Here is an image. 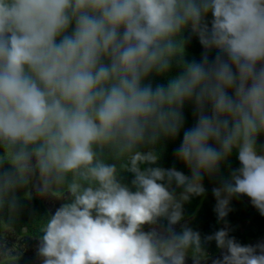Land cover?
<instances>
[{"label":"clouds","instance_id":"obj_1","mask_svg":"<svg viewBox=\"0 0 264 264\" xmlns=\"http://www.w3.org/2000/svg\"><path fill=\"white\" fill-rule=\"evenodd\" d=\"M261 136L264 0H0V212L63 197L39 264H264V240L227 220L241 197L264 217ZM178 137L188 174L159 164ZM205 177L223 223L210 234L185 222Z\"/></svg>","mask_w":264,"mask_h":264},{"label":"trees","instance_id":"obj_2","mask_svg":"<svg viewBox=\"0 0 264 264\" xmlns=\"http://www.w3.org/2000/svg\"><path fill=\"white\" fill-rule=\"evenodd\" d=\"M202 49L198 40L193 37L190 43L186 46L187 59L199 58ZM173 71H177L173 69ZM153 85L157 83H166L163 77H151ZM184 115L186 119L185 127H189L194 123L193 109L191 104H187L184 108ZM182 135V134H181ZM260 141L264 142V136H261ZM180 138L174 141L171 139H161L157 148L160 152L159 164L163 167H176L178 170L184 171L188 174V170L174 158V149L178 147ZM231 166L238 167V161L235 155L231 158ZM223 175H227L225 167ZM128 181L131 180V174H125ZM203 184L206 188V194L202 197H194L189 203L185 205V222L192 227L200 230L204 234H210L216 229L222 227L223 223H218L216 214L214 212L215 198L212 194V188L217 186L218 181L205 177ZM23 197V192L18 193ZM50 196H56L50 194ZM59 204L63 197H57ZM247 197H241L232 201L231 207L233 211L227 217L229 227L232 229L230 235L236 237L241 243H249L252 238L261 237L264 235V217L253 209L248 203ZM60 206V205H59ZM51 209L45 201L33 193L30 199L21 200V209L17 213H9L7 210L0 212V234L4 228L12 230L16 235H28L35 239L40 235V228L46 219L52 214ZM242 227L246 229L242 231ZM207 251L212 254L216 253L218 249L215 243L208 246ZM1 264H33L27 258L18 257L17 259L5 258Z\"/></svg>","mask_w":264,"mask_h":264},{"label":"rangeland","instance_id":"obj_3","mask_svg":"<svg viewBox=\"0 0 264 264\" xmlns=\"http://www.w3.org/2000/svg\"><path fill=\"white\" fill-rule=\"evenodd\" d=\"M33 194L36 196H40L48 205L49 209H53V213L55 208L59 207L57 206V204L59 203L57 197L53 198L50 196V194L39 195L35 192H33ZM248 203L250 204V201H248ZM245 229V227H242V231ZM259 240H264V235L261 237L252 238L249 243H255ZM0 243H5L8 246L9 252L11 253L10 256L0 257V264L5 258L17 259L18 257H24L31 261L33 264H39L35 255V249L38 243L37 239H34L33 237L28 235H16L12 230L4 228L3 232L0 234ZM218 256L219 253L217 257ZM187 264H192L191 260H188ZM204 264H212V259L207 260L206 262H204Z\"/></svg>","mask_w":264,"mask_h":264}]
</instances>
